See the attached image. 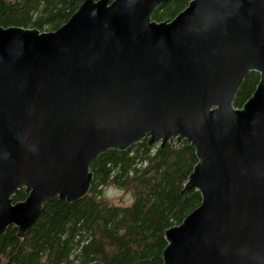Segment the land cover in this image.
Here are the masks:
<instances>
[{
	"label": "water",
	"instance_id": "95a60500",
	"mask_svg": "<svg viewBox=\"0 0 264 264\" xmlns=\"http://www.w3.org/2000/svg\"><path fill=\"white\" fill-rule=\"evenodd\" d=\"M169 1L85 0L54 32L0 25V237L85 198L101 154L186 139L203 201L167 231L164 264H264V0H188L154 21Z\"/></svg>",
	"mask_w": 264,
	"mask_h": 264
},
{
	"label": "trees",
	"instance_id": "16d2710c",
	"mask_svg": "<svg viewBox=\"0 0 264 264\" xmlns=\"http://www.w3.org/2000/svg\"><path fill=\"white\" fill-rule=\"evenodd\" d=\"M85 0H0V25L54 32L66 24ZM189 5L171 0L152 16L171 21ZM260 75L251 72L234 107L253 96ZM199 164L196 148L186 139L164 147L147 138L126 151L110 150L93 163L90 193L73 203L46 201L43 212L23 238L15 226L0 237V264H164L167 231L180 226L203 201L187 184ZM110 186L131 189V205L104 199ZM28 195L21 190L13 203Z\"/></svg>",
	"mask_w": 264,
	"mask_h": 264
},
{
	"label": "rangeland",
	"instance_id": "374dc122",
	"mask_svg": "<svg viewBox=\"0 0 264 264\" xmlns=\"http://www.w3.org/2000/svg\"><path fill=\"white\" fill-rule=\"evenodd\" d=\"M131 189H119L114 186H110L104 191V199L109 201L111 204L119 205H131L133 203V194Z\"/></svg>",
	"mask_w": 264,
	"mask_h": 264
}]
</instances>
